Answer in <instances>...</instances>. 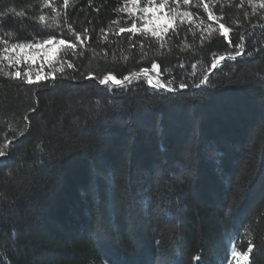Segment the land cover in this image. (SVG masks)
Masks as SVG:
<instances>
[{
	"label": "trees",
	"instance_id": "1",
	"mask_svg": "<svg viewBox=\"0 0 264 264\" xmlns=\"http://www.w3.org/2000/svg\"><path fill=\"white\" fill-rule=\"evenodd\" d=\"M130 4L0 0V264H264V0Z\"/></svg>",
	"mask_w": 264,
	"mask_h": 264
},
{
	"label": "rangeland",
	"instance_id": "2",
	"mask_svg": "<svg viewBox=\"0 0 264 264\" xmlns=\"http://www.w3.org/2000/svg\"><path fill=\"white\" fill-rule=\"evenodd\" d=\"M154 5L158 6L159 4L156 3L154 1ZM132 8V4L129 5V9ZM143 7H135L134 9H132V12H135L138 23H139V28L141 30L147 31L152 33L151 31V25H149L148 29H145L143 27L145 20L142 19V17L147 16L148 18H150L152 16L151 13L145 14L142 11H140V9H142ZM165 14H167L168 16V24L167 27L170 26L171 21L175 18H180V19H186L188 18V15H185L187 13H185L184 11L176 8L173 10L168 9V7H165L158 13V15L160 16H164ZM163 23V21L161 22ZM160 33V32H159ZM24 45V55L26 56H31L35 58V63H31V62H25L24 61V57L21 56L20 54V49L19 47L16 48V51L13 53L11 52V48L7 49V54L6 56L11 55L12 56V61L15 62L16 58H19L21 60V63L19 65H26V66H34L35 67V72H31L30 74V78L31 80H36L37 75L40 76H44L42 73H39L37 70H39L40 68H42L43 66L47 65L49 63V60L52 61L56 52L58 51L59 47L62 46L63 44L60 43L59 40H49L48 43H38V44H21ZM28 45H32L31 48L28 47ZM47 57V59H46ZM27 79H29V75H27Z\"/></svg>",
	"mask_w": 264,
	"mask_h": 264
},
{
	"label": "snow or ice",
	"instance_id": "3",
	"mask_svg": "<svg viewBox=\"0 0 264 264\" xmlns=\"http://www.w3.org/2000/svg\"><path fill=\"white\" fill-rule=\"evenodd\" d=\"M132 2V8L130 9H126V11H129L131 12L132 9H134L136 7V0H131ZM185 3H187V0H185ZM165 7V0H161L160 4L158 6L154 5V0H150V5L148 7H144L142 9H140V11H142L143 13L145 14H148V13H151L152 16L150 18H148L147 16L145 17H142V19L145 20V23L143 25V27L145 29H148L149 28V25H151V31H152V34L154 36L158 35L159 32H165L167 31V24H168V16L167 14H165L164 16H160L158 15V13ZM262 7H264V5H262ZM10 11H15L14 9H11ZM187 15V14H185ZM41 19H43V17H41ZM163 21V23H161ZM123 31V30H122ZM132 31H136V28H135V21H133V28H132ZM45 43H48V41H45ZM61 44H64L65 41L61 40L60 41ZM19 47L20 49V54L21 56L24 57V61L27 63V62H31V63H35V58L34 57H31V56H26L24 55V45H18V46H13V48L11 49V52H15L16 51V48ZM29 48L32 47V45H28ZM7 51V50H6ZM5 59H7L9 61V64L11 65V63L13 62L12 61V56L9 55V56H6ZM47 59V57H46ZM21 63V60L19 58H16L15 60V64L16 65H19ZM49 63H51V61L49 60ZM69 67H71V64H69ZM62 71V69H61ZM12 75L16 78H19L21 77V72L19 70H16L12 73ZM26 75H29V79H28V83H33V81L31 80L30 78V74L26 72ZM51 77L52 79H55V76L52 74V73H49L48 76H40V75H37L36 77V80L39 81L41 79H47ZM106 81H101V83H105ZM201 84H204L205 81L204 80H201L200 82ZM148 84H152V81L149 80L148 81ZM160 87H163V85H160ZM181 88L183 87H187L186 84H181L180 85ZM5 155L4 152L0 151V157H3ZM251 245L249 246L248 248V251L243 253L242 256H243V260L244 261H247L248 259V254L251 252ZM234 256H239L240 254L239 253H234L233 254Z\"/></svg>",
	"mask_w": 264,
	"mask_h": 264
},
{
	"label": "water",
	"instance_id": "4",
	"mask_svg": "<svg viewBox=\"0 0 264 264\" xmlns=\"http://www.w3.org/2000/svg\"><path fill=\"white\" fill-rule=\"evenodd\" d=\"M221 60H223V58H222ZM219 64H220V62H219ZM216 66H217V65H215L212 69L216 68ZM139 75L145 76L148 80H151V77L148 76V75H144V74H142V73L139 74ZM106 81H107V80H106Z\"/></svg>",
	"mask_w": 264,
	"mask_h": 264
}]
</instances>
